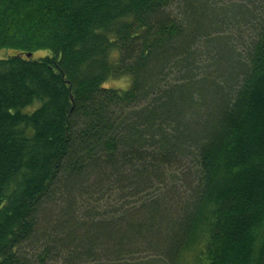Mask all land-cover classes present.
Wrapping results in <instances>:
<instances>
[{"label": "trees", "instance_id": "obj_1", "mask_svg": "<svg viewBox=\"0 0 264 264\" xmlns=\"http://www.w3.org/2000/svg\"><path fill=\"white\" fill-rule=\"evenodd\" d=\"M3 50L0 264H264V0H0Z\"/></svg>", "mask_w": 264, "mask_h": 264}, {"label": "rangeland", "instance_id": "obj_2", "mask_svg": "<svg viewBox=\"0 0 264 264\" xmlns=\"http://www.w3.org/2000/svg\"><path fill=\"white\" fill-rule=\"evenodd\" d=\"M12 55L11 51L8 50H3L0 51V60L5 59L9 56ZM45 55V52H39L35 54V58L41 57ZM130 79L129 78H123L119 80H110L108 83L105 85V87H110V88H115V89H122L125 90L130 86ZM40 104L36 103L33 107L26 109L27 112H32L35 110Z\"/></svg>", "mask_w": 264, "mask_h": 264}, {"label": "water", "instance_id": "obj_3", "mask_svg": "<svg viewBox=\"0 0 264 264\" xmlns=\"http://www.w3.org/2000/svg\"><path fill=\"white\" fill-rule=\"evenodd\" d=\"M26 56H27V58H33L34 57V55L32 53H28Z\"/></svg>", "mask_w": 264, "mask_h": 264}]
</instances>
